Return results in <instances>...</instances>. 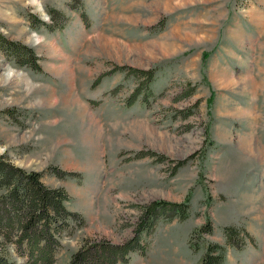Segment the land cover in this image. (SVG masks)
Returning <instances> with one entry per match:
<instances>
[{
  "label": "rangeland",
  "instance_id": "rangeland-1",
  "mask_svg": "<svg viewBox=\"0 0 264 264\" xmlns=\"http://www.w3.org/2000/svg\"><path fill=\"white\" fill-rule=\"evenodd\" d=\"M0 149L83 218L55 264L188 198L125 264H200L232 225L224 264H264V0H0Z\"/></svg>",
  "mask_w": 264,
  "mask_h": 264
},
{
  "label": "trees",
  "instance_id": "trees-1",
  "mask_svg": "<svg viewBox=\"0 0 264 264\" xmlns=\"http://www.w3.org/2000/svg\"><path fill=\"white\" fill-rule=\"evenodd\" d=\"M9 49L12 51H8L9 55L20 60L21 46L11 42ZM28 52L37 65L34 51L28 49ZM155 72V68L151 69L150 77ZM41 177L40 172L16 167L5 155H0V264H20L8 255L9 245H14L18 255L26 257L29 264H55L62 234L74 230V223L82 218L66 207L65 202L70 198L66 189L49 187ZM189 209L190 198L183 203L154 201L144 208L131 239L120 243L87 241L71 255L68 264H125L132 252L145 255L147 244L143 242V235L155 231L156 221L162 215L170 220L174 217L184 220L190 215ZM211 231L212 225L208 220L194 233L202 237V233ZM241 231L246 230L235 225L225 227L226 244L207 242L200 264H224L227 245L240 248L245 245L246 239L240 238L241 242H238L234 238ZM246 233L249 234L248 231Z\"/></svg>",
  "mask_w": 264,
  "mask_h": 264
},
{
  "label": "clouds",
  "instance_id": "clouds-1",
  "mask_svg": "<svg viewBox=\"0 0 264 264\" xmlns=\"http://www.w3.org/2000/svg\"><path fill=\"white\" fill-rule=\"evenodd\" d=\"M30 2L31 3H36L38 6H40V0H30ZM41 11H42V8H41ZM42 18L44 19V20H46V21H49V23H51V19H50V16L49 15H47V14H44L43 16H42ZM12 73H11V71L9 72V75H11ZM3 149H0V154H3Z\"/></svg>",
  "mask_w": 264,
  "mask_h": 264
}]
</instances>
